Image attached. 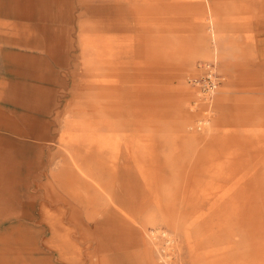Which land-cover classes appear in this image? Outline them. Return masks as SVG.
Instances as JSON below:
<instances>
[{"label": "rangeland", "instance_id": "obj_1", "mask_svg": "<svg viewBox=\"0 0 264 264\" xmlns=\"http://www.w3.org/2000/svg\"><path fill=\"white\" fill-rule=\"evenodd\" d=\"M112 3L120 46L97 53L113 36L102 7ZM42 4L26 33L33 15L10 9L0 64V137L20 142L17 198L0 200V264H264V0ZM209 8L225 38L189 58L198 41L211 45ZM82 34L95 45L90 63ZM206 62L223 81L200 101L188 80ZM115 73L121 91L103 94L97 84ZM94 123L115 151L91 152Z\"/></svg>", "mask_w": 264, "mask_h": 264}, {"label": "crops", "instance_id": "obj_2", "mask_svg": "<svg viewBox=\"0 0 264 264\" xmlns=\"http://www.w3.org/2000/svg\"><path fill=\"white\" fill-rule=\"evenodd\" d=\"M44 6L42 4V0H0V64L3 62H6V65L9 66V60H10V51L9 50H5V47H9L10 45V35H9V31H10V16H11V12L10 9H14L17 10V14L18 16H26L29 17V15H33V20L29 21L30 25L31 23H34L33 26L34 28L31 30L29 29L27 26V24H23V26L21 28H18L19 31L21 32H29V31H35V27L36 26H40L41 25V16L43 15V7ZM108 6V7H107ZM102 5L103 9H108L111 10L113 12V16H115L116 14L114 13V11H117L119 9V5L112 3V4H108V5ZM101 7V9H102ZM263 9H261V11H264V7H262ZM47 11V9H45ZM44 10V11H45ZM21 11V12H18ZM26 12V14H25ZM209 19L208 21L210 22V26H209V32H211V42H210V46L206 45V49H204V45L205 42L203 41H198L199 44H202L201 46H199L200 48H195L190 54H189V58H193V56L195 55H206L209 52H211L213 50V52L218 51V47H217V40H219V38H225L224 33L222 32V21L217 20L218 18L216 17V9L213 8H209ZM215 18V26H214V20L213 18ZM40 18V19H39ZM108 23V27L109 30L111 31V33L113 34V36H108L107 39L104 40V43L100 44V45H96V47L98 49H96V52H102L104 51L105 53H108L109 55L112 54L113 49L115 47H119L120 44L118 43L119 41V37H118V32L121 30V25H123L121 23V21L115 16L113 19H108L107 20ZM127 24V23H124ZM39 30V28H37ZM101 40H103V38L101 37ZM21 44V45H20ZM30 41L26 40L24 42H20L19 45L20 46H32L29 45ZM18 45V46H19ZM51 46V45H50ZM94 48L95 45L91 42H89L86 37L85 34H82L81 38H80V48L82 50V54L84 55L85 59L88 60V54L90 53V48ZM101 47H103L102 49H100ZM51 48H55V55L58 54V49L59 48H63V45H59L57 43V45H53L51 46ZM214 48V49H213ZM205 50L204 52L202 50ZM61 50V49H60ZM201 50V51H200ZM73 51V47L71 48V51L68 49V51L66 50V52L71 53ZM220 51V50H219ZM62 52V51H60ZM68 53V54H69ZM50 56L54 55V52H50L49 53ZM17 57H19V55H17ZM86 63H90L89 60ZM88 66V64H86ZM115 70L112 69L111 73H114ZM116 73L115 75H110L109 77H105V79H101L99 81L98 88L99 90L103 91V94H109L106 91H110V89H118L119 91H121L123 84L120 82L121 77L117 76L116 77ZM15 91L13 89V87L10 89V93H9V98H8V102L9 104H17L18 102L20 103V100L17 98V96H15ZM117 92L120 94V92ZM106 92V93H105ZM26 104V103H25ZM55 107L54 109L56 110V103L54 104ZM218 105L220 107V109L222 110L224 108V105L221 104L220 101H218ZM0 127H2V124H0ZM89 127L92 128L93 131H97L96 135H97V140H96V145L90 147L91 148V152L92 153H97V154H103L109 151H115V149L117 148V140L108 143L105 141V137L102 134H98V130L96 129H101V125H98V123H94L93 126L90 125ZM96 128V129H95ZM115 127L113 126H106L105 129L107 130H113ZM33 135L32 133L30 134V136L26 137H33L31 136ZM20 146V142L18 140H14L11 139L10 137H8L7 139H2L0 137V200L2 201L3 198V192H5L6 197L9 200L12 199H16L17 198V191H18V185L20 184V180L19 178H15L14 173L11 172L12 170H14V168H16V163L15 161H18V147ZM114 159V158H113ZM114 165H116L115 161L113 162ZM112 164V167L114 169V165ZM111 165V161L108 160L107 162V166L110 168ZM69 167H70V163L67 160V163L65 164V175L67 176V180H70L72 178V173L71 171H69ZM112 172V171H111ZM113 173V172H112ZM111 173V174H112ZM91 183H95V182H91ZM17 185V186H16ZM91 185V184H89ZM13 186V188H11ZM89 188V187H88ZM77 199L81 198L80 195H78L76 197ZM80 201V200H79ZM59 211V210H58ZM60 213V214H59ZM66 216L67 213L62 211V207L60 208V211L58 212V217L56 216L54 218L53 216V220H51V224H52V231L53 233H57L58 231V224L59 225H63V223L66 222ZM72 218H76V215H74ZM56 220V221H55ZM72 221V219H70ZM55 221V222H54Z\"/></svg>", "mask_w": 264, "mask_h": 264}, {"label": "built area", "instance_id": "obj_3", "mask_svg": "<svg viewBox=\"0 0 264 264\" xmlns=\"http://www.w3.org/2000/svg\"><path fill=\"white\" fill-rule=\"evenodd\" d=\"M200 76L189 79V83L197 90L200 101H211L220 87L223 77L218 71L216 62L199 65Z\"/></svg>", "mask_w": 264, "mask_h": 264}, {"label": "bare ground", "instance_id": "obj_4", "mask_svg": "<svg viewBox=\"0 0 264 264\" xmlns=\"http://www.w3.org/2000/svg\"><path fill=\"white\" fill-rule=\"evenodd\" d=\"M207 124V123H206ZM156 235V234H155Z\"/></svg>", "mask_w": 264, "mask_h": 264}]
</instances>
